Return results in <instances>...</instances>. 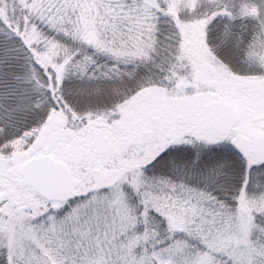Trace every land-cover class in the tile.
Returning a JSON list of instances; mask_svg holds the SVG:
<instances>
[{
  "label": "snow or ice",
  "instance_id": "obj_1",
  "mask_svg": "<svg viewBox=\"0 0 264 264\" xmlns=\"http://www.w3.org/2000/svg\"><path fill=\"white\" fill-rule=\"evenodd\" d=\"M0 264H264V0H0Z\"/></svg>",
  "mask_w": 264,
  "mask_h": 264
}]
</instances>
